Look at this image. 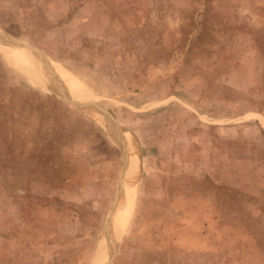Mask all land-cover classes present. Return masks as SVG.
I'll return each instance as SVG.
<instances>
[{
	"label": "rangeland",
	"instance_id": "obj_1",
	"mask_svg": "<svg viewBox=\"0 0 264 264\" xmlns=\"http://www.w3.org/2000/svg\"><path fill=\"white\" fill-rule=\"evenodd\" d=\"M0 33V264H106L114 210L110 264H264V0H0Z\"/></svg>",
	"mask_w": 264,
	"mask_h": 264
},
{
	"label": "water",
	"instance_id": "obj_2",
	"mask_svg": "<svg viewBox=\"0 0 264 264\" xmlns=\"http://www.w3.org/2000/svg\"><path fill=\"white\" fill-rule=\"evenodd\" d=\"M0 38H3L5 40H7V37L5 35H3L2 33H0ZM14 47L8 46L7 48H14L15 50L17 48L23 49V50H27L30 53H28L27 51H25L31 58L29 66L26 64H23L21 62H18L17 59H15L17 61V67H19V69L21 71H23L27 76L32 77V75H30L29 73L35 71L37 68L40 69L41 65L37 62V58H36V53L33 55L32 51L30 49H24L26 47L21 48L22 45L20 44H14ZM37 69V70H38ZM30 71V72H29ZM32 79L40 84L46 85V86H50L52 89L56 90H62L61 92V96L64 100L70 102L71 104H73L74 106H76L83 114L87 115L90 114L91 116L95 117L96 119H98L102 124L107 125V124H114L118 130L121 129V127L118 126V124L110 117V116H103L97 112H95L94 110L89 109L90 105H96L94 103L91 104V102L86 101L84 99H80L77 97L72 96L69 91L62 85L60 84L57 80L55 79H50L47 77H44L42 74L39 73L38 74H34ZM100 108V107H99ZM100 111H103V108H100ZM123 130V129H122ZM124 131H128L126 129H124ZM122 190H120L121 192ZM119 198L118 196L116 197V206L119 204ZM122 212V211H121ZM121 214V213H120ZM118 217H120L119 213L116 214V211H112L111 213V221L109 223V239L111 240V251L109 254V258L107 259L106 264H110L112 261V258L114 256L115 253V249H116V245L117 242L119 240V236L121 233V222H120V218L118 219Z\"/></svg>",
	"mask_w": 264,
	"mask_h": 264
},
{
	"label": "bare ground",
	"instance_id": "obj_3",
	"mask_svg": "<svg viewBox=\"0 0 264 264\" xmlns=\"http://www.w3.org/2000/svg\"><path fill=\"white\" fill-rule=\"evenodd\" d=\"M23 52V51H22ZM20 54V53H19ZM19 56V55H18ZM21 57V56H20ZM37 62H40L42 64L43 67H41V69L45 72L44 74H46V76L48 75L50 79H55L57 80L60 84H62L64 87V83L62 82V80L58 77V75L55 73L53 66L51 63H49L42 55H39V57L37 58ZM25 60V59H24ZM47 72V73H46ZM68 77V76H67ZM65 79V78H64ZM67 79V78H66ZM64 81V80H63ZM69 87H71L72 89H79V90H85L80 83L73 77L70 76V78L68 79V81H65ZM66 88V87H65ZM67 89V88H66ZM68 90V89H67ZM71 90V89H70ZM72 91V90H71ZM74 91V90H73ZM76 91V90H75ZM70 93V92H69ZM72 96L76 97L75 95H73L72 93H70ZM80 98V97H77ZM81 99V98H80ZM122 202V201H121ZM128 211V210H127ZM126 211V208H124V213L126 216H128L130 213ZM128 220V219H127ZM121 221V220H120Z\"/></svg>",
	"mask_w": 264,
	"mask_h": 264
},
{
	"label": "trees",
	"instance_id": "obj_4",
	"mask_svg": "<svg viewBox=\"0 0 264 264\" xmlns=\"http://www.w3.org/2000/svg\"><path fill=\"white\" fill-rule=\"evenodd\" d=\"M202 29L200 30L199 34L196 37V42L203 43L207 41L208 39L212 38L213 35V26L205 21V23H202ZM24 85V84H23Z\"/></svg>",
	"mask_w": 264,
	"mask_h": 264
}]
</instances>
